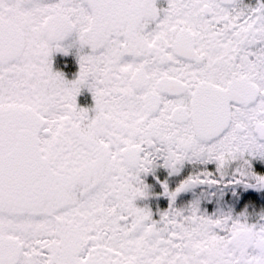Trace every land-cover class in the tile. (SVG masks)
Wrapping results in <instances>:
<instances>
[{
    "label": "snow or ice",
    "instance_id": "snow-or-ice-1",
    "mask_svg": "<svg viewBox=\"0 0 264 264\" xmlns=\"http://www.w3.org/2000/svg\"><path fill=\"white\" fill-rule=\"evenodd\" d=\"M165 3L0 0V264H264V0Z\"/></svg>",
    "mask_w": 264,
    "mask_h": 264
},
{
    "label": "rangeland",
    "instance_id": "rangeland-1",
    "mask_svg": "<svg viewBox=\"0 0 264 264\" xmlns=\"http://www.w3.org/2000/svg\"><path fill=\"white\" fill-rule=\"evenodd\" d=\"M243 4H255V0H243ZM157 5L158 7H165L166 6L165 0H160L159 3H157ZM253 164H258L260 166L259 162L257 161H253ZM166 174H167V177L165 181L169 182L170 188L174 187V185L171 183V181L173 180V177L168 176V173ZM154 177H155V174H152L151 176L146 175L144 177L145 183L148 185L147 191L149 194L146 198L138 199L135 203L138 207H142V208L147 207L149 210L153 212L154 216L158 218L159 213L167 209L168 198L163 194L162 185L165 181H157L154 179ZM138 201H142V202L138 204L137 203ZM241 212L245 213V216L249 220V222H255L256 220L259 219L260 215L264 214V205L251 203L250 207L241 208L239 212H233V214L236 215Z\"/></svg>",
    "mask_w": 264,
    "mask_h": 264
},
{
    "label": "flooded vegetation",
    "instance_id": "flooded-vegetation-1",
    "mask_svg": "<svg viewBox=\"0 0 264 264\" xmlns=\"http://www.w3.org/2000/svg\"><path fill=\"white\" fill-rule=\"evenodd\" d=\"M159 1L160 0H157V3H159ZM64 43L67 44L68 41H65ZM85 51H87V49H85ZM52 59H53V69L55 71L64 72L66 75V78L69 80L72 79L74 77V74L78 71L79 65H78V55H77L76 47H73L68 52V54L54 53ZM77 102L80 107L90 108L93 105L91 93L86 88L82 89L81 94L77 97ZM161 170H163L164 172ZM166 173L167 171L165 169L157 168L155 169L154 173H149L147 175L151 176L152 174H155V177H154L155 180L165 181L167 177ZM141 202L142 201H138L137 203L139 204Z\"/></svg>",
    "mask_w": 264,
    "mask_h": 264
},
{
    "label": "trees",
    "instance_id": "trees-1",
    "mask_svg": "<svg viewBox=\"0 0 264 264\" xmlns=\"http://www.w3.org/2000/svg\"><path fill=\"white\" fill-rule=\"evenodd\" d=\"M254 168L257 171L264 172L258 164H254ZM238 198L233 197V202L231 204L233 212H239L241 208L250 207L251 204H248L247 207L245 206V202L251 199L252 204H263L264 205V190L255 191L253 189H248L246 192L242 193L241 189H237ZM242 193V194H241ZM249 209V208H248Z\"/></svg>",
    "mask_w": 264,
    "mask_h": 264
}]
</instances>
